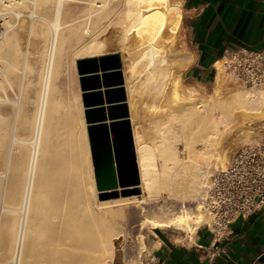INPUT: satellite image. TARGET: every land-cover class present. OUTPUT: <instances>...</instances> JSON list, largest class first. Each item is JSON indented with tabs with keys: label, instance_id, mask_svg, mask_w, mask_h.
<instances>
[{
	"label": "bare ground",
	"instance_id": "obj_1",
	"mask_svg": "<svg viewBox=\"0 0 264 264\" xmlns=\"http://www.w3.org/2000/svg\"><path fill=\"white\" fill-rule=\"evenodd\" d=\"M0 12L6 23L0 33V106L13 107L9 114L0 110V153H7L13 185L0 184V264L112 263V236L122 231L129 209L144 215L141 229L196 232L206 220L198 203L191 211L158 216H150L145 203L165 195L196 200L211 167L226 165L220 149L224 131L238 115L264 116V89L221 96L220 69L211 98L184 86L175 73V63L187 60L176 52L182 0H0ZM22 16L29 19L28 38L38 41L33 51L19 43L16 24ZM112 28L115 46L100 38ZM117 51L125 61L140 173V184L130 188H141L142 199H99L94 178L86 111L101 105V73L78 74L76 61ZM68 64L80 81L75 103L58 88L63 82L56 83ZM7 176L8 170L0 173ZM137 237L145 250V234Z\"/></svg>",
	"mask_w": 264,
	"mask_h": 264
},
{
	"label": "crops",
	"instance_id": "obj_2",
	"mask_svg": "<svg viewBox=\"0 0 264 264\" xmlns=\"http://www.w3.org/2000/svg\"><path fill=\"white\" fill-rule=\"evenodd\" d=\"M194 73L202 80L215 75L214 63L241 47H264V0H182ZM145 264H264V211L239 217L229 235L213 242L200 227L189 235H152Z\"/></svg>",
	"mask_w": 264,
	"mask_h": 264
},
{
	"label": "rangeland",
	"instance_id": "obj_3",
	"mask_svg": "<svg viewBox=\"0 0 264 264\" xmlns=\"http://www.w3.org/2000/svg\"><path fill=\"white\" fill-rule=\"evenodd\" d=\"M183 8H184V18H183V23H182L180 30H179V33H178V37H177V51L176 52L179 55L187 56V60L185 61L186 63L183 66L180 65V60H178L175 63V68H176L175 73L176 74L181 73V75L183 76L184 86L186 88L197 90L198 92H200L204 96V99H208V98H211L212 96H214L213 94H214V87H215L214 86L215 85V83H214L215 75H213L212 78H210L209 80L205 81V80H202L201 78H199L194 73L195 54H194L193 47H192V45L189 41V37H188V29H187L188 20H187V14H186V9H185L184 4H183ZM28 21H29L28 18H25V16H22L21 20H18L16 27L17 26L19 27V28L17 27V30L19 32H20V30H22L19 33L20 34L19 37H20V39H22L20 41L23 42V43L19 42V43H21V47L23 46L22 44H24L25 48L22 47L23 49H26L29 47L28 49L29 50L31 49V51H33L37 48L36 46L38 44H36V43H38V41H36L37 38L36 39L34 38L35 36L31 37L30 39L28 38L30 36L29 35V26H28L30 23ZM5 29H6V23L4 20V16L0 12V33L3 32ZM22 33H26V34H22ZM115 33L116 32L112 28V29H109L108 31H106L104 34H101L100 38L101 39H107V40H108V38H110L108 41L110 43H112V46L113 45L115 46V44H116ZM28 42L29 43L31 42L30 45L33 48L31 46H28V44H29ZM25 44H27V45H25ZM34 47H36V48L34 49ZM117 52H119V51H117ZM118 54L120 55L121 60H122L121 51ZM30 60H32V62H34L33 56L30 57ZM78 60L79 59H77V61ZM77 61H76V67H77ZM124 62L125 61H122V67H124ZM220 64L222 65L221 61L219 63L217 62L216 65L219 66ZM66 69H67V71H65L64 76H62L63 80H60V78H59L58 80H60V81H56V83H57V85H59L61 82L64 83V84L61 83L58 88H61V90H63L64 96L67 97L66 99H68V97H69V99L72 100V103L73 102L75 103V94H76V91L78 90V87H80V81H79V79L76 80L75 69L72 65L68 64V67ZM76 69H77V73H78V68H76ZM219 69H220V74L222 77V88H221V94H220L221 96L226 97L232 91H235L237 89H245V90H249V91L257 90V89H250L247 87H243L241 85L234 84V83L230 82L229 80L226 79V76L223 72V69L222 68H219ZM218 72H219V70H218ZM66 74H67V76H66ZM77 81H78V83H77ZM62 84H63V86H61ZM69 84H70V86H69ZM64 89H66V90H64ZM259 89H264V88H259ZM66 93H67V95H66ZM82 102H83V100H82ZM33 108H34L33 104H29V109L31 110ZM12 109H13V107H12L11 103H7L4 107L0 106V110L1 111H8V114L10 113V111H12ZM79 114H80L79 110L77 108H75L74 109V117L77 116L76 118L78 119ZM84 117H85V114H84ZM77 122H78V120H77ZM145 122L146 121H144L143 124ZM146 124L147 125H144L145 127L148 126L147 122H146ZM261 127H264V116L263 117L258 116V117H252V118H245L242 115H238L234 124L229 129L225 130L224 134L222 135V140H221V144H220V149H221L222 155L225 154L226 156H229V153L231 152V150L234 147L251 140L257 134V132L261 129ZM87 135H88V130H87ZM88 141H89V137H88ZM15 145L17 146V144H15ZM89 145H90V143H89ZM16 152L17 151L14 149V152L12 154L13 156L11 155V158H13V159L15 158ZM9 156H10V154H9V150H8V159H9ZM91 157H92V155H91ZM0 158L2 160H4L3 163L0 164V173H3L5 170L9 171V176L4 177V178L0 177V184H2L3 182H6V184L8 185V188H12L13 185H12V179H11V177H12L11 167H8L5 163L6 158H7V153L5 151L1 150ZM92 164H93V161H92ZM214 169H215L214 166H212L210 169L211 172H213ZM93 171H94V165H93ZM211 172H210V174H211ZM94 178H95V175H94ZM96 187H97V185H96ZM139 189L141 190V188H139ZM0 194H1V191H0ZM125 196H137L139 199H142L144 196V193L141 190L140 192H132V193L125 195ZM121 197H124V196L119 195L118 197H109L107 199L121 198ZM163 197L162 198L158 197L154 200H150V201L147 200L146 201L145 206H146V209L149 211L148 214L150 216H152L153 214L155 216H158V215H161L163 213L169 214V213H174V212H179V211H191V210H193V208H195L196 201L198 199L197 198L196 200H188V199L187 200H182V199L180 200V198H175V197H170V196L167 197V195H165ZM98 198L100 199L99 194H98ZM139 212L140 211L137 210L136 215H131L132 214L131 209H129L127 211L128 216L124 221H122V226H121L122 231L119 232L117 235L112 236L114 244H115L114 260L112 263L107 262L106 264H145L148 252L150 251V248L156 246L155 242L152 241V235L158 231H164L165 234L175 233L177 235H181L182 233H186L187 235H189L192 233V231L184 232L182 230L175 229V228L152 229L151 227L146 226L144 229H141L139 223L141 222V220H143L144 215L141 212L140 213ZM140 233L145 234V236H146L145 239H146V243L148 246L143 251L140 250L139 244H138V237L137 236ZM9 234H10V228L8 227V245L6 246V248L8 249V255H7L8 260L11 257V252H10L11 246H9L11 243V241H10L11 240V234L10 235ZM2 237H0L1 243L3 240Z\"/></svg>",
	"mask_w": 264,
	"mask_h": 264
},
{
	"label": "built area",
	"instance_id": "obj_4",
	"mask_svg": "<svg viewBox=\"0 0 264 264\" xmlns=\"http://www.w3.org/2000/svg\"><path fill=\"white\" fill-rule=\"evenodd\" d=\"M218 61L222 62L220 67ZM218 61L214 63L216 74L222 68L226 79L234 84L264 88V47H241ZM197 203L206 216L200 227H205L217 243L229 235L236 219L264 211V127L231 150L225 167L211 172Z\"/></svg>",
	"mask_w": 264,
	"mask_h": 264
},
{
	"label": "water",
	"instance_id": "obj_5",
	"mask_svg": "<svg viewBox=\"0 0 264 264\" xmlns=\"http://www.w3.org/2000/svg\"><path fill=\"white\" fill-rule=\"evenodd\" d=\"M79 74L101 73L103 98L86 111L94 175L100 199L140 192V173L122 60L118 53L77 61Z\"/></svg>",
	"mask_w": 264,
	"mask_h": 264
}]
</instances>
